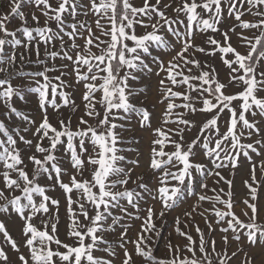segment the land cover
<instances>
[{
	"label": "snow or ice",
	"instance_id": "snow-or-ice-1",
	"mask_svg": "<svg viewBox=\"0 0 264 264\" xmlns=\"http://www.w3.org/2000/svg\"><path fill=\"white\" fill-rule=\"evenodd\" d=\"M262 190L264 0H0V264H264Z\"/></svg>",
	"mask_w": 264,
	"mask_h": 264
},
{
	"label": "rangeland",
	"instance_id": "rangeland-1",
	"mask_svg": "<svg viewBox=\"0 0 264 264\" xmlns=\"http://www.w3.org/2000/svg\"><path fill=\"white\" fill-rule=\"evenodd\" d=\"M17 23H18L17 21L13 20L11 26H16ZM221 30L223 31V26H221ZM216 38L217 39H221V37L219 35H217ZM233 39H235V38H233ZM26 67L34 69L36 66L35 65H27ZM28 99H29V101L32 100L31 95L28 96ZM76 103L77 104L81 103L79 98L76 99ZM17 106L22 108V109L26 108V109H29V110H32L33 112H35V104L34 103H29V104L25 105L22 101H18L17 102ZM81 107H82V105H81ZM64 111L67 112V110H64ZM225 175H227V172H225ZM258 175H259V173H258ZM242 178L243 177H242V175L240 173H237L236 177L234 178L235 179L234 191H235V193H236L238 198H242L245 195V192H246V190L242 186ZM208 183H209V187L210 188L214 186L213 182L211 180H209ZM56 194L59 195V193H56ZM260 195L262 197V202H264V190L261 191ZM180 211L181 210L179 208L176 211H173L172 213H170L169 215H167L164 218L163 222L160 221V220L156 221L157 226L161 229V237L157 241V243L160 245V252L163 251L164 243L168 239H171L174 244L177 243V242L185 243L183 238L178 237L176 235V233L174 232V230H173L174 217L176 215L180 214ZM236 211H237V214H239V211H240V207L239 206L237 207ZM183 219L184 218L181 215V220L183 221ZM196 222L199 223V226L202 229H205V225L203 223V220L200 217H196ZM181 227L183 228V224H181ZM185 231H187V229H185ZM205 231H206V235H209L207 233L206 229H205ZM60 234H61V238L63 239L64 238V223H63V220H62L61 225H60ZM192 234H193L194 238H196V234H195L194 228H192ZM211 235L213 236V238H216V239H218V237H219L218 232L217 233H212ZM158 254H160V253H158Z\"/></svg>",
	"mask_w": 264,
	"mask_h": 264
}]
</instances>
